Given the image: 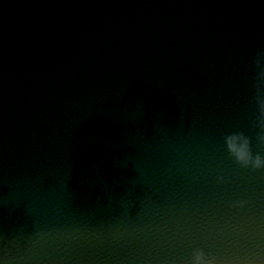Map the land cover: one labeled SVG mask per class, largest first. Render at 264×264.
<instances>
[{
    "label": "water",
    "instance_id": "obj_1",
    "mask_svg": "<svg viewBox=\"0 0 264 264\" xmlns=\"http://www.w3.org/2000/svg\"><path fill=\"white\" fill-rule=\"evenodd\" d=\"M198 258L264 264V0H0V264Z\"/></svg>",
    "mask_w": 264,
    "mask_h": 264
},
{
    "label": "clouds",
    "instance_id": "obj_2",
    "mask_svg": "<svg viewBox=\"0 0 264 264\" xmlns=\"http://www.w3.org/2000/svg\"><path fill=\"white\" fill-rule=\"evenodd\" d=\"M261 162L258 160L257 161V164L259 165ZM197 264H199V258H198V260H197Z\"/></svg>",
    "mask_w": 264,
    "mask_h": 264
}]
</instances>
